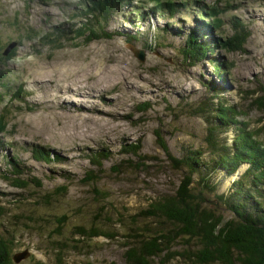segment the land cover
<instances>
[{"label":"rangeland","instance_id":"374dc122","mask_svg":"<svg viewBox=\"0 0 264 264\" xmlns=\"http://www.w3.org/2000/svg\"><path fill=\"white\" fill-rule=\"evenodd\" d=\"M95 1L0 0V55L9 42L18 43L11 55L13 50L0 56V239L9 257L30 252L18 264H55L54 248L71 244L64 238L76 226L95 228L100 236L79 244L81 253L64 252V264H124L125 251L143 236L172 235L177 229L165 218L140 215L172 195L182 178L157 145L156 132L175 158L187 149L202 151L205 160L215 158L206 140L208 127L218 124L211 104L221 95L210 89L211 81L225 88L223 104L239 107L238 121L264 144V107L253 102L264 94V0H121L105 26L121 37L76 48L64 36V48L50 51L53 45L44 38L54 28L87 22L92 30L88 15ZM202 25L218 45L230 46L241 26L249 33L241 51L217 48L212 54L227 67L221 71L227 82L215 75L209 58L194 65L183 58L188 33L204 37ZM129 45L144 51V62L132 56ZM143 102L150 107L140 112ZM214 136L219 145L229 144L233 132L218 129ZM138 139L137 155L122 151ZM31 144L51 148L67 161L36 162ZM103 148L111 157L97 171L88 156ZM13 156L24 166L23 178L34 177L41 187L20 189L2 180L6 159ZM89 172L97 179L81 183ZM236 178L216 170L215 192L201 195L208 209L227 219L229 211L215 197L227 196ZM181 241L173 249L185 257L166 264H191L201 248L194 239Z\"/></svg>","mask_w":264,"mask_h":264},{"label":"trees","instance_id":"16d2710c","mask_svg":"<svg viewBox=\"0 0 264 264\" xmlns=\"http://www.w3.org/2000/svg\"><path fill=\"white\" fill-rule=\"evenodd\" d=\"M93 4L92 14L88 15L92 30L85 24L87 22L74 29L54 28L44 38L47 39V44L53 45L49 48L50 51L64 48L65 45L61 41L64 36L69 41V45L76 48L92 42L112 40L115 36L121 37L118 33L105 30V26L120 6L121 0H96ZM202 26L205 28L203 36L206 40H202L204 37L198 38L194 30L190 31L182 50L183 58L190 65L209 58L215 75L223 77V82H227L225 79L228 76L227 73H221L222 70H227V67L216 63L217 60L211 58L212 54L217 48H222L227 52L241 51L249 33L242 30L243 26H241V31L235 32L229 38L230 46L224 43L218 45L217 40L211 36L210 30L206 28L207 25ZM30 33L32 38L35 37L33 31L30 30ZM174 35H180V32L175 31ZM208 36L211 37L208 38ZM78 39L81 41L76 42ZM126 40L133 42L136 38L127 36ZM148 47L150 49V46ZM13 52L14 50L10 55ZM2 60L0 58V62ZM210 86L211 90H218L217 95H221V98L217 97L218 101L214 105L211 104L215 107L213 112H215L214 116L218 124L208 127L206 140L211 152L217 153V156L211 160H205L202 151L187 149L181 158H175L168 152L164 139L156 132L157 145L167 157L169 166L179 171L182 178L172 195L153 203L147 210L141 211L140 215L144 217L161 216L172 224L173 230H177L172 232V235L155 232L143 236L139 245L125 251L124 264H152L151 261L156 260L159 264H166L167 260L173 257L182 259L185 257V252L173 248L179 241L183 242L181 240L189 238L194 239L201 246L193 253L192 259H189L191 264H264V144L255 138V132L249 130L246 122L238 121V118L243 116L239 107L223 104L222 96L225 88H219V84L214 81L210 82ZM253 102L254 106L264 107V94ZM149 107L147 102H143L138 111L145 112ZM218 129L223 131L232 129L233 136L229 144L219 145L214 136ZM121 149L126 154L137 155L141 150L140 139ZM29 151L32 160L45 165L63 164L67 161L65 157L45 146L31 144ZM88 157L90 164L96 166L97 171H101L102 161L108 160L111 152L103 148L92 152ZM6 165L7 169L4 170V176H2L3 181H10L14 187L20 189H25L30 185L41 187L38 179L23 178L26 174L24 166L15 156L7 158ZM242 166L246 168L239 174L238 170ZM216 170L224 171L227 177L237 176L227 196L216 195L215 197L216 201H220L229 211L228 219L208 209L205 206L206 200L201 197L204 192H215L216 183L212 180V175ZM63 178L68 180V177L63 176ZM96 179V174L89 172L85 174L81 183L92 182ZM60 191L64 192V189L60 188ZM69 234L70 238H64V242L71 244L64 243L54 248L55 264H64L62 256L64 252L81 253L79 244L100 236V232L95 228L86 229L79 226L73 227ZM11 257H9L7 245L0 239V264L13 263Z\"/></svg>","mask_w":264,"mask_h":264},{"label":"water","instance_id":"95a60500","mask_svg":"<svg viewBox=\"0 0 264 264\" xmlns=\"http://www.w3.org/2000/svg\"><path fill=\"white\" fill-rule=\"evenodd\" d=\"M16 44H18L17 42H9L5 48L3 49L1 55L3 57H6L9 55V53L15 48ZM127 49L131 52L132 56L140 63L144 62V51L143 50H139L136 49L133 46H127ZM30 255V252L28 250H24L22 252H18L12 255L11 260L13 261V263L18 264L21 261L25 260L26 258H28Z\"/></svg>","mask_w":264,"mask_h":264},{"label":"clouds","instance_id":"9594fccd","mask_svg":"<svg viewBox=\"0 0 264 264\" xmlns=\"http://www.w3.org/2000/svg\"><path fill=\"white\" fill-rule=\"evenodd\" d=\"M6 46V45H5ZM0 56H2V55H0ZM15 264V263H14Z\"/></svg>","mask_w":264,"mask_h":264}]
</instances>
